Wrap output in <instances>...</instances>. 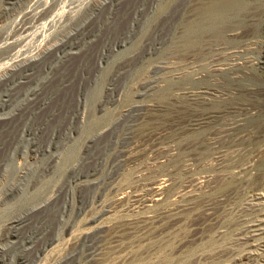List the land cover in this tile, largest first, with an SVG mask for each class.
Instances as JSON below:
<instances>
[{"label":"rangeland","instance_id":"rangeland-1","mask_svg":"<svg viewBox=\"0 0 264 264\" xmlns=\"http://www.w3.org/2000/svg\"><path fill=\"white\" fill-rule=\"evenodd\" d=\"M189 1L0 0V49L21 44V62L40 57L28 76L19 69L0 83V264H70L66 259L83 251H91L93 257L71 264H144L147 218L156 215L152 211L200 208L227 200L223 195L232 190L235 198L226 202L230 209L251 194L254 178L264 185V166L250 167L241 158L249 149L218 148L219 138L212 136L215 129L243 118L231 114L213 127L193 126L198 112L223 108L228 102L217 85L225 73L217 72L210 81L202 78L210 71L208 48L218 44L238 52L240 47L262 46L245 18L264 0H242L240 18L236 15L233 29L225 35L205 39L202 34L185 44L177 38V29L193 24V18L197 27L202 23L201 12L189 16ZM198 2L203 11L211 0ZM98 3L99 11H94ZM185 8L188 15L181 22ZM53 46L65 47L66 52ZM4 73L0 67V77ZM210 86L217 90L215 97L202 95ZM78 107L81 116L75 117ZM263 118L264 112L254 110L245 119L254 126ZM53 134L56 143L39 153L33 164L34 155L47 149ZM263 146L264 137L256 148ZM21 172L26 177L21 178ZM109 183L112 191L106 190ZM155 187L168 194L162 202H149L157 198L150 191ZM121 188L128 192L122 199L123 192H113ZM49 197L54 200L26 215V222L16 229L20 238L33 233L34 247L16 248L7 234L10 223ZM97 214L104 217L93 231L88 221ZM223 232L218 228L179 247L180 238L187 235L181 225L169 234V246H178L175 255L182 259L210 237L227 246L220 239Z\"/></svg>","mask_w":264,"mask_h":264},{"label":"bare ground","instance_id":"bare-ground-1","mask_svg":"<svg viewBox=\"0 0 264 264\" xmlns=\"http://www.w3.org/2000/svg\"><path fill=\"white\" fill-rule=\"evenodd\" d=\"M198 1L199 0H190L189 4L192 3L189 6L190 10L188 11V8H185L182 11L181 18L179 20L182 22V21H184V19H186V18H184V16H185V14H187V11L189 12L188 13L189 16H193V17L197 14H200V12H201L200 16L202 18V23L199 27H197L198 24L196 23L197 25H195L194 18H193V20H191V23H193V24H190L189 26H188V24H186L185 26H182V27L180 26V28L177 29V34H178L177 38L180 39L181 43H185V44L192 43L199 35H202V34H206V37H205V39H206L207 35H209V36H214V35H218V34L220 35L221 33L224 34V32H226L230 28L233 29V26L235 25L234 19H235L236 15L242 9H244V5H245L242 0H211L209 5L205 9H203V11L202 10L199 11L200 8H198V5H199ZM180 3H181V0H180ZM257 5H258V3H257ZM102 6H103V4H102ZM99 8H100L99 3H98V5H94V7H93L94 11L95 10L97 11ZM247 8H245V9H247ZM253 10H254L253 15L250 16L249 19H247L248 16L245 19L248 20L247 22L252 27H254L253 33L255 34V36H257V38H259V40L263 41V42H261L262 46L256 47L255 45H253L255 48L252 47L250 49L248 47H240L241 49L239 50V48H238V50H239L238 52H233V51L228 52V49L226 47H220V45H218V44L214 45L211 48H208L207 55H209L208 58L209 57L210 58L207 59V57H206V59L210 60V62H209L210 71L206 75L203 74L204 76L202 78H206L210 81L213 78H215L217 72L221 71V72L225 73L226 76L223 75V76H225V78L219 79L217 81L218 82L217 85L222 90L219 93H221V95L228 96L224 100L225 103L227 101L228 102L225 104L226 107H223V108L211 107V108H207V109H204V110H201L200 112H198L196 124H194L193 126L197 127V129L207 127V126L213 127L220 120H223L225 116L227 118L231 114H234L237 117L243 118V119L238 120L236 122H233L230 124L228 123L229 125L221 126L217 129H215L214 132L212 133V136H214L216 139H217V137L219 138L218 142L216 143L217 145H219L218 148H222V147L224 148V146H226V145H233L234 147L249 149V151L245 155L241 156V158L244 159L245 161H247L249 163L250 167L255 166V165H258V167L259 166L263 167L264 166V160H262V158L264 157V146L261 147L262 149L261 148L258 149L256 147L259 143L260 138L264 137V118L261 119L260 121H258V123L254 126L247 125L246 119H245L254 110H258V114H261L264 112V4L263 5L260 4L259 7L255 8ZM65 11H67V10H65ZM78 11H79V9H78ZM22 15L24 16V14H22ZM92 17H93V15H92ZM243 18H244V16L242 17V19ZM53 19H54V17L52 18V21H53ZM19 20H20V18H19ZM71 20H73V19H71ZM45 21H46V19H45ZM235 22H236V20H235ZM47 23H48V21H47ZM244 23H246V22H244ZM26 28H25V30H26ZM75 28H76V26H75ZM239 29H241V28H239ZM232 32H233V30H232ZM250 33L252 34L251 31H250ZM68 36H70V35L68 34ZM233 36H235V35L233 34ZM247 36H248V33H247ZM226 38H227V36H226ZM252 39H254V38H252ZM208 43H209V41H208ZM57 44H58V42H57ZM212 44H211V46H212ZM20 46H21V44H14L10 47H5V48L2 47V49H0V67H3V71L5 72L2 75V77H0V83L7 81L19 69H22L23 70L22 72L25 74V76L26 75L28 76L27 72H28L29 67L32 66V64L36 60H40V59H38L40 57L37 56L38 57L37 59H30V60H26V61L21 62L20 61L21 58L19 59L17 56L18 54H20L19 50L22 48ZM204 46H205V43H204ZM47 48H50V47H47ZM53 48L56 49L57 51L63 53V54L66 52V49H64L65 47H54L53 46ZM231 48H233V47H231ZM257 48L259 50L255 51ZM190 51H192V50H190ZM205 52H206V50H205ZM198 54H199V52H198ZM46 55H47V52H46ZM42 57H43V55H42ZM181 57L183 58L182 55H181ZM33 58H35V57H33ZM191 58H193V57L191 56ZM229 60L231 61V63H226V62H229ZM15 62H17L16 65L9 64V63H15ZM184 62H186V61H184ZM193 63H191V64H193ZM1 73H3V72L1 71ZM20 79H23V78H20ZM205 83H206V81H205ZM35 90H37V89H35ZM216 93H217V90L214 87L210 86V87L206 88V90L204 92H202V95L214 96ZM200 97L201 96H199L198 98H200ZM80 110L81 109L78 107L77 110L74 112L73 116L80 117L81 116ZM142 111H144V109ZM82 120H83V118H82ZM197 129H195V130H197ZM105 131H106V129L103 132L105 133ZM35 136H36V134H35ZM56 140H57L56 135L53 134L48 140V146L46 147L47 148L46 150L39 149L40 152L36 150L38 153H36V155H34V159L32 160L33 164H35V159H36L37 155L39 153L47 152L48 148L51 145H54L56 143ZM211 144H213V143H211ZM37 145H38V143H37ZM39 148H41V147H39ZM219 151H220V149H219ZM217 153H219V152H217ZM247 169L241 171V173H243ZM3 171H5V170H3ZM25 175H26L25 172H21V178H23V176H25ZM73 175H74V173H73ZM254 175H256V174H254ZM262 175L264 176V168L262 171ZM92 176H94V174ZM101 180H104V179H101ZM257 180L258 179L254 178V180L252 181L253 188H252L251 194L247 197V199L246 200L244 199V201L241 204H238L234 208L226 209V202L228 201V199H231L232 197L235 198V195H236L235 191L229 190L223 195V197H226L227 200L226 199H225V201L224 200H222V201L215 200L214 202L208 203L207 205L200 207V208H198V207H183L182 206L183 207L182 209L159 208L158 210L152 211L151 213H156V215H152V216L147 218V225L149 227V229H148V248H147V257H146V261L144 264H207L209 262H211L213 264H264V185L262 183H260V181L257 182ZM195 185H197V184H195ZM159 188H161V187L159 186ZM193 188H194V186H193ZM124 189L125 188L117 189V190H114L113 192H115V194L120 193V192H123ZM106 190L112 191V186L110 185V183L107 185ZM150 191H151V194H153V198L157 197L155 200H153V199L151 201L149 200V202H151V203L162 202L164 200L165 196L168 195L164 191H161L160 189H158V187L151 188ZM120 194L122 195V197H120V199H122V198H125V196H127L128 192L127 193L123 192ZM53 200H54V197L47 198L46 201L43 202L42 204H39L38 206L30 209L27 213H24L22 218H19L15 222L10 223V227L8 228L7 234L9 236L13 237L12 244L16 248H20V249H24V250H30L34 247L33 244H34V241L36 240V236L30 232L27 236L25 235L26 237H24V235H23V238H20L16 233V229L18 228V226H20L26 222V220L28 218L27 217L25 219L26 215H28L30 213L32 214V213L37 212V211H41L42 207H44L48 203H51ZM149 206H150V204L148 205V207ZM152 207H154V206H152ZM95 211H97V210H95ZM99 211H97V212H99ZM63 213L65 214L66 212L64 211ZM179 213H181V214H179ZM228 214L233 215V217L230 218ZM100 217H104V216H102V215L100 216V214L98 216V214H97V217H95V219L93 221L89 222L88 220H86V222L88 221L90 226H93V228H92L93 231L97 230V226L95 224L98 223ZM228 218H230V219L228 220ZM102 221H104V220L102 219ZM59 223H61V222H59ZM179 224H180V226H178ZM181 225H184L186 232H187V235L180 238V243L178 245L179 247H182L186 242H193L196 239L202 240L204 234H206L207 232H212L218 228L224 229V232L222 233L223 236L220 239L224 238V240L227 241L228 245L225 247L219 246L218 240L216 238L210 237L204 243L197 245L195 248H191L189 250L188 254L184 258L181 259L175 255V249L178 248V246L176 248H173V249H171L169 246V242L172 240V239L170 240L169 234H171L173 230H176L177 227H179L181 229ZM17 232H19V231H17ZM85 232H86V230H85ZM156 238L158 239V242L153 241ZM86 239H87V237L84 238V241H86ZM38 255H39V250L36 252L37 257H38ZM92 257H93V253L91 251H89L87 253H85L83 251V252H79V253L78 252L73 253L66 260H68V262H70V264H71V263H74V261L77 259L83 260V261H88Z\"/></svg>","mask_w":264,"mask_h":264}]
</instances>
